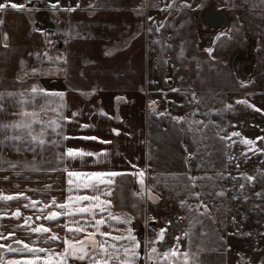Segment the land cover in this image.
I'll return each mask as SVG.
<instances>
[{
	"label": "rangeland",
	"instance_id": "obj_1",
	"mask_svg": "<svg viewBox=\"0 0 264 264\" xmlns=\"http://www.w3.org/2000/svg\"><path fill=\"white\" fill-rule=\"evenodd\" d=\"M101 1L105 8L110 2L122 7L116 14L123 40L113 47L114 55L125 58L118 72L132 68L135 76H154L147 94L145 81L139 85L150 112L149 183L169 207L160 199L150 207L143 223L148 251L155 246L163 253L181 236L180 250L195 253L197 264H264V140L257 139L264 137V0ZM210 2L226 22L214 31L210 45L203 39L198 49L202 20L195 25L192 7L200 11ZM20 81L28 95L0 92V168L50 169L59 159V116L51 113L50 95L31 91L39 88L35 81ZM0 82L14 86L8 79ZM24 111L37 115L25 117ZM33 120L35 141L28 129L14 127ZM244 138L255 145L241 143ZM146 199L139 196L143 211H148ZM181 200L193 210L182 207ZM201 202L207 205L205 215L203 207L196 211ZM161 228H167L165 240L151 244Z\"/></svg>",
	"mask_w": 264,
	"mask_h": 264
},
{
	"label": "crops",
	"instance_id": "obj_2",
	"mask_svg": "<svg viewBox=\"0 0 264 264\" xmlns=\"http://www.w3.org/2000/svg\"><path fill=\"white\" fill-rule=\"evenodd\" d=\"M11 2L24 7L16 9L6 7L0 11V79H8L14 84L10 87L0 85L1 94L28 95L23 84L20 85V79L25 77L26 80L29 78L35 81L38 89H44L46 93L64 95L62 98L50 95L51 113L59 116L61 125L57 165L50 169L0 168V196L16 197L12 200L0 199V236L8 237L7 240L0 239V244L23 249L22 244L15 243L16 240H20L31 248H43L45 251L29 252L24 249L10 252L7 248H0V264H7L9 260L34 259L37 256L41 258L37 264H43L44 259H51L52 264H60L65 250L64 239L84 238L83 233H69L64 225L74 226L73 221L87 225L94 223L91 215L87 213L62 215L55 221L43 219L52 211H70L71 205L69 209L57 207L58 204L67 203L69 196L96 194L91 189L77 188L76 185L85 177H69L68 171L130 173L143 170L145 172L143 187L151 188L150 155L147 146L150 112L147 103L145 104L142 99L139 85L140 79L145 81L147 94L153 87L154 76L149 79V75L144 72L135 76L130 72L132 68H129V73L118 72L122 69L119 65L123 64L125 58L122 55H114L113 50V47L123 40L121 24L117 29L116 14L117 11H122V7L116 2H110L106 8L103 5L106 3L101 0H59L58 3L57 0H11ZM0 3L7 4L9 0H0ZM33 4L35 5L32 6ZM192 8V14L196 19L195 25H198V10ZM105 12H109L106 18ZM58 19L63 21L59 26ZM201 33L197 30L198 49H203ZM106 51L109 54L106 56L107 60L104 57ZM106 63L111 68L106 66ZM114 129L119 134H116ZM68 148L99 155L73 159L65 155ZM132 165L136 167L133 168ZM70 179L73 181L71 185L68 183ZM113 179L114 183L109 186L112 195L105 197L112 201L110 211L121 220L131 218V224L108 219L105 225L100 226L101 230L109 231L112 235L126 236V229L131 227L133 235L141 243V247L137 249L140 256L135 264H149L146 259L149 246L143 223L148 221L147 214L156 202L146 199L148 211H143V202L139 200V196L134 195L142 189L137 177L120 175ZM100 187L101 191H107V187ZM151 189L154 192V189ZM21 193L23 195H20ZM33 201L36 202L35 207L31 206ZM159 202L166 204L161 199ZM166 206L169 207L168 204ZM17 210L21 213L19 217L12 215ZM96 215L97 218L101 215L107 218V213ZM41 224L51 228L52 232L31 231V228ZM88 231L95 229L89 227ZM9 233L14 235L9 236ZM52 234H56L59 239H49ZM96 239L105 238L97 236ZM109 242L116 243L121 248L131 244L127 240ZM69 264L90 262L70 259ZM112 264L118 262L113 261Z\"/></svg>",
	"mask_w": 264,
	"mask_h": 264
},
{
	"label": "snow or ice",
	"instance_id": "obj_3",
	"mask_svg": "<svg viewBox=\"0 0 264 264\" xmlns=\"http://www.w3.org/2000/svg\"><path fill=\"white\" fill-rule=\"evenodd\" d=\"M59 0H57V3ZM56 5H53L55 7ZM6 7H11L13 9L16 8H23L24 5H18L16 3H12L11 0H9V3H0V11H3ZM171 7V5H169ZM199 7V6H198ZM74 9H69V11H72ZM151 19V18H150ZM209 53H211L212 49L207 50ZM33 93L40 95L43 94L45 96L47 95H56L63 97V93H46L44 89H37L35 87L31 90ZM172 91H176V89H173ZM155 103L154 101L152 102ZM237 103H244L247 104L248 102L246 100H238ZM250 107H255L254 105H249ZM231 107V106H229ZM257 111H260V109H256ZM22 116L25 117H35L37 114L35 112H28L24 111L21 113ZM73 115H76L73 113ZM163 115V114H161ZM36 122L35 120L30 122H22L14 125L16 128H22V129H28L29 135H31V128L32 123ZM87 127V125H85ZM116 132V134H119L115 129L113 130ZM240 133L233 132L231 133V136H239ZM32 140H38L39 137L35 135H31ZM229 137H225V139H228ZM87 139H97V137H87ZM258 140H264V137H257ZM40 143H44L43 140H39ZM104 143H108V141H103ZM241 143L246 145H255L256 141L244 138L241 140ZM259 150V149H258ZM264 151V150H260ZM65 155L69 158H76V157H83V156H93V155H99L94 154L91 152H84L83 150L79 149H73L68 148L66 150ZM133 168H135V165H132ZM69 177H85L80 183L76 185L77 188H83V189H91L96 194L94 195H78L75 197L69 196L67 203H61L58 204L57 207L60 209H69L70 205L72 206L70 211L66 212H57L52 211L49 212L48 215L44 216L43 219L45 220H51L55 221L58 217L62 215H75L77 213L79 214H89L92 217V220L94 223L91 225L80 223L79 221H73L74 226H68L64 225V228L69 233H83L84 238L83 239H64L65 244V250L64 253H62L63 259L60 261V264H69L70 259H76V260H88L90 264H112L113 261L118 262V264H135V261L139 258L140 253L137 251L141 247V243L137 240L136 236L133 235V229L129 227L126 229L127 235H112L109 231H102L101 225H105L107 223L108 219L116 220L117 222H122L125 224H131V218H125L121 220V218L115 214H113L110 209L112 207V201L110 199H107L105 197H110L112 195L111 186L114 183V177L120 176V175H133L137 177L139 184L142 186V189L140 192L134 193L136 196L140 197H146L148 200L152 202H156L160 199L159 196H157L151 188H144V176L145 172L143 170H139L137 172H130V173H120V172H93V173H81V172H75V171H68L67 172ZM191 180L195 181L197 178L190 177ZM247 179L249 181H252L254 177L247 176ZM68 183L71 185L73 181L70 179ZM100 186L107 187V191H101ZM195 187V184L192 185ZM241 188H243V185H241ZM20 195H23L22 193ZM192 196L196 197L197 199L200 197V193L193 192L191 193ZM217 195H224L223 192L217 193ZM259 195V193L257 194ZM0 199L4 200H12L16 199L14 196H0ZM82 202H88V203H82ZM55 200H53V204H55ZM180 204L182 207H187L189 211L193 210V206L187 205V202L185 200H181ZM36 202L33 201L31 206L35 207ZM30 205H24V207H29ZM200 207L204 208V212L200 213L201 215H205L208 213L207 205L203 204L201 202L200 206L196 207V211L199 212ZM97 213H107V218L105 216L101 215L99 218H97ZM13 216L19 217L21 215L20 211L17 210L16 212L12 213ZM37 219H40V217H37ZM150 220L153 222L155 221V217H149ZM179 219H183V217H180ZM235 219V218H233ZM28 223V220H25V224ZM171 224V221L168 222ZM92 227L95 229V231H88V228ZM31 231L36 233H51L52 229L49 227L44 226L43 224L38 225L34 228H31ZM167 232V228H161L156 235L155 240L150 241L151 244L155 245L157 243H162L165 240V235ZM14 235V233H9V236ZM104 237L103 240H97L96 237ZM183 237H187L188 233L185 232L182 234ZM181 236L175 237V240L177 241V244H174L172 248L168 249L167 251L163 253H158L157 248L155 246L151 247L149 250V253L147 255V259L151 260L153 264H157V260L162 262H167V264H197L196 262V254L195 253H189L187 251L182 252L179 247V241L181 240ZM0 239L7 240L8 237L6 236H0ZM49 239L51 240H57L59 237L56 234L50 235ZM111 241H121V240H127L130 241V246L126 247H120L116 243H110ZM15 243L22 244L23 249H17L12 248L10 245H3L0 244V248H7L10 252H16V251H22L26 249L29 252H44L45 249L43 248H31L28 244L24 243L23 241L16 240ZM122 252V254H121ZM41 258L39 256L35 257L34 259H26V260H9L7 261V264H37V261ZM43 264H52L51 259H44Z\"/></svg>",
	"mask_w": 264,
	"mask_h": 264
},
{
	"label": "bare ground",
	"instance_id": "obj_4",
	"mask_svg": "<svg viewBox=\"0 0 264 264\" xmlns=\"http://www.w3.org/2000/svg\"><path fill=\"white\" fill-rule=\"evenodd\" d=\"M212 2H210L207 6L202 8L200 11H198L197 15L200 21L202 20V34H203V39L204 43L207 45L211 44V40L213 39V35L211 34L212 32L216 29H218L219 26H221L222 22H220V19L216 17V15L213 13V10L209 9L208 6L211 5ZM199 21V22H200ZM205 21V23H203ZM206 26H204V25ZM205 32V33H204ZM207 32V34H206ZM210 35H209V34Z\"/></svg>",
	"mask_w": 264,
	"mask_h": 264
},
{
	"label": "water",
	"instance_id": "obj_5",
	"mask_svg": "<svg viewBox=\"0 0 264 264\" xmlns=\"http://www.w3.org/2000/svg\"><path fill=\"white\" fill-rule=\"evenodd\" d=\"M208 8L213 10V13L216 15V17H218L220 19V22H222L221 23L222 25L226 22L225 14L221 9L217 8L214 4H211L210 6H208ZM204 23H205V21H204ZM206 34H207V32H206ZM211 34L214 35L213 32Z\"/></svg>",
	"mask_w": 264,
	"mask_h": 264
},
{
	"label": "trees",
	"instance_id": "obj_6",
	"mask_svg": "<svg viewBox=\"0 0 264 264\" xmlns=\"http://www.w3.org/2000/svg\"><path fill=\"white\" fill-rule=\"evenodd\" d=\"M59 20V19H58ZM61 21V20H60ZM60 21H57V23H58V26L60 25Z\"/></svg>",
	"mask_w": 264,
	"mask_h": 264
},
{
	"label": "built area",
	"instance_id": "obj_7",
	"mask_svg": "<svg viewBox=\"0 0 264 264\" xmlns=\"http://www.w3.org/2000/svg\"><path fill=\"white\" fill-rule=\"evenodd\" d=\"M29 4H31V2Z\"/></svg>",
	"mask_w": 264,
	"mask_h": 264
}]
</instances>
